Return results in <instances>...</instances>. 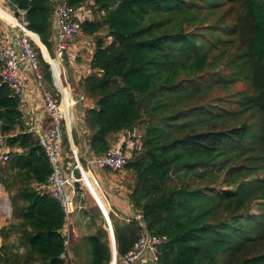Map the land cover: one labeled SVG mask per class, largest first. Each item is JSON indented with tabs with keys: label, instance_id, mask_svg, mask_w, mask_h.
I'll use <instances>...</instances> for the list:
<instances>
[{
	"label": "trees",
	"instance_id": "trees-1",
	"mask_svg": "<svg viewBox=\"0 0 264 264\" xmlns=\"http://www.w3.org/2000/svg\"><path fill=\"white\" fill-rule=\"evenodd\" d=\"M67 1L93 14L83 34L106 32L96 37L91 71L79 83L95 104L84 115L89 149L102 155L117 134L142 126L140 148L131 150L124 169L132 176L130 205L143 224L109 213L117 257L146 231L163 239L159 264H264V0ZM237 1L241 12L221 13ZM8 2L26 12L27 29L39 38L32 46L44 86L53 92L42 59L53 55L49 2ZM238 82L246 88L226 98L252 118L262 116L258 124L225 126L240 113L214 103L215 88ZM27 129L18 99L0 81V131L10 148L8 161L0 162V185L11 206V220L0 229V264H111L94 201L78 213L92 233L71 236L69 260L62 257L65 215L38 189L51 169ZM64 147L70 153L65 135Z\"/></svg>",
	"mask_w": 264,
	"mask_h": 264
},
{
	"label": "built area",
	"instance_id": "built-area-1",
	"mask_svg": "<svg viewBox=\"0 0 264 264\" xmlns=\"http://www.w3.org/2000/svg\"><path fill=\"white\" fill-rule=\"evenodd\" d=\"M48 2L52 10L54 46L52 57L49 56L50 60L44 62L48 64L50 73H53L59 70L67 54L77 43L82 23L86 20L92 21L93 14L85 6L75 8L69 5L67 0ZM4 3H8L14 13L4 8ZM0 7L15 21L13 24L0 18V81L9 89L11 95L18 99L19 111L28 126L27 133L37 141L50 165V174L45 184L39 185L38 189L41 194H48L57 201L63 210L65 223L62 236L66 251L62 257L69 260L67 249L74 232V216L85 208L84 199L77 190L80 180L83 182L82 177L85 178L83 173L92 180L96 171L120 172L124 169L128 156H131V150L140 147H134V144L138 143L132 140L135 137L134 132L125 131L122 133H125L128 142H113L102 155H95L90 149L78 153L77 156L72 155V164L65 165V129L73 125V109L86 95L81 92L77 99L65 98L61 93L45 88L39 68V57L32 46L33 38L25 23L26 12L14 9L8 0H0ZM2 24L6 25L7 31L3 30ZM33 108L39 109L43 116L34 113ZM6 139L0 131V162L9 159L10 151ZM76 172L81 179L76 176ZM104 209L109 217L110 209L105 205ZM106 229L107 232L113 231L110 221ZM162 244L161 237L143 231L129 251L119 257L116 255L114 264H159Z\"/></svg>",
	"mask_w": 264,
	"mask_h": 264
},
{
	"label": "crops",
	"instance_id": "crops-1",
	"mask_svg": "<svg viewBox=\"0 0 264 264\" xmlns=\"http://www.w3.org/2000/svg\"><path fill=\"white\" fill-rule=\"evenodd\" d=\"M87 8V6H85ZM93 20V19H92ZM105 31L100 32L97 35H85L82 32L78 36V41L73 45L69 53L67 54L64 63L59 68V70H55L51 74V86L52 90L58 93H61L65 98L71 97L74 99H77L79 94L81 93V90L79 88V83L89 75L91 68L90 63L92 59V55L95 50V43H96V37H104ZM30 36L33 38L34 41L39 40L38 36L32 32H30ZM36 38V40L34 39ZM108 42L109 39H106ZM52 43L54 46V41L52 37ZM47 55L44 57L43 60L48 62L50 60L51 56L48 52H46ZM52 57V56H51ZM95 107L94 101L90 98H85L82 101H78L73 109V125L70 128L65 129V136L69 144V151L71 156H77V154H81L86 150H89L88 146V130L85 127L84 124V115L85 112L89 109H92ZM32 111L34 113H37L41 116H43L42 112L39 109L33 108ZM83 122V124H81ZM87 133H86V131ZM72 133L75 134L77 139V144H74ZM116 143H122V142H128V139L125 135V133H119L115 136ZM113 143V141H112ZM66 153V152H65ZM69 153H66L65 156V165H71L72 159L69 158ZM131 155V154H130ZM130 157V156H128ZM69 158V159H66ZM85 174V172L83 173ZM112 172L107 170H100L96 171L94 173V179H89L88 176V190H92V194L95 195V197L98 199L100 204L104 207L103 198L105 199L107 206L111 210L112 214L120 219V220H138L139 224L142 225V221L138 214L132 209L129 199H128V190H123L124 192L118 193V194H109V193H101L102 196H100V193L97 191V189H100V185H107L106 183L107 179H110L107 176L112 177ZM113 185V184H112ZM103 187V186H102ZM110 188L112 186L110 185ZM4 200L8 201L9 207L10 202L8 199V194L5 192L4 188L0 185V229L1 227L8 224L10 217L2 215L3 212L6 213V206H2V202ZM3 207V212L1 211ZM11 212V211H10ZM83 222L84 224L80 227V231H78L75 224ZM74 232L73 237H77L78 235H89L92 233V229L87 225L86 220L83 219L82 214H77L74 216ZM105 228V227H104ZM106 229V228H105ZM107 231V229H106ZM81 234H80V233ZM108 233V232H107ZM2 244V240L0 238V247ZM21 251H24V248H20Z\"/></svg>",
	"mask_w": 264,
	"mask_h": 264
},
{
	"label": "rangeland",
	"instance_id": "rangeland-1",
	"mask_svg": "<svg viewBox=\"0 0 264 264\" xmlns=\"http://www.w3.org/2000/svg\"><path fill=\"white\" fill-rule=\"evenodd\" d=\"M3 7L6 8L7 10H9V12L11 13H14L12 11V8L8 5V3H4L3 4ZM229 7H232V9L234 10V12H241L243 10L242 8V2L241 1H237V3L235 4H232V5H226L224 7H222L221 9V13H223L224 11H226L227 9H229ZM87 9H89L87 7ZM205 12V11H204ZM209 15V14H208ZM207 15V16H208ZM226 25H227V28H229L231 25H232V20L231 22H228L227 19L225 21ZM1 27L3 28L4 31H7V27L5 24H2ZM224 30H228V29H224ZM222 38H225V36H222ZM221 65V69H222V74L223 76H228L231 74V69L230 67L227 65L226 63V59L224 58L222 60V63L220 64ZM211 72L207 73L206 74V77H208L210 75ZM247 83V82H246ZM246 88L245 84L243 82H238L237 84L235 85H232L230 86L228 89H225L224 90H220L219 88H215L213 93H212V97L215 96L217 100H214V103L217 104L219 107L225 109L226 111L228 112H233V113H240V115L236 118L237 120L234 121V120H229L228 122L225 123V126H232L234 124H240V123H255V124H258L261 119H262V116L260 115H257L255 116L254 118H252L250 115L252 113V111H247V112H241L243 107L241 106H238L236 103L231 102L229 101L227 98H226V95L227 93H233L235 91H241V90H244ZM142 134V126H138L136 128V130L134 131V135L135 137L133 139H135V142L137 141L138 143L137 144H134V147H140L141 143H140V136ZM9 151H10V148H8ZM125 151V150H124ZM69 153L67 152V150L65 149L64 147V153ZM65 153V154H66ZM126 153V152H125ZM70 154V153H69ZM127 155V153H126ZM130 155V154H129ZM71 157V154L69 155V158ZM69 158H66V159H69ZM130 158V157H129ZM113 175H111L112 177L110 176H107L109 177L110 179H107L106 180V183H108L107 185H100V189H97V191L100 193V196H102V192L105 194L106 192L109 193V194H118V193H121V192H124V190H127L126 188V185L129 184L131 182V179H132V176H130L126 171L125 169H123L122 171L120 172H117V173H112ZM80 179H81V176L79 175ZM113 184V185H112ZM110 185L112 186V188H110ZM79 188H80V191L83 192L82 194V199H85L86 200V204H91L93 203V198L92 196L90 195L86 185H84V183L80 180V183H79ZM103 186V187H102ZM123 187H124V190H123ZM9 199V198H8ZM103 203L105 205V207L107 209H109V207L107 206V203L105 201V199L103 198ZM10 202V201H9ZM95 202V201H94ZM2 206H6V213L3 212V207L1 209V211L3 212L2 215L4 216H9L10 219H11V208L9 207V204H8V201L7 200H4L2 202ZM109 212H111V210H109ZM108 212V213H109ZM112 213V212H111ZM110 221V219H109ZM10 222V220H9ZM75 224V223H74ZM84 223L83 222H79L76 225L78 231H80V227L83 225ZM80 233V232H79ZM81 234V233H80ZM81 237H84V235H78L77 237H73V239H80ZM20 252H23L20 250ZM89 256V255H88ZM82 260H84V257L82 256L81 258ZM87 260H88V257H87Z\"/></svg>",
	"mask_w": 264,
	"mask_h": 264
},
{
	"label": "water",
	"instance_id": "water-1",
	"mask_svg": "<svg viewBox=\"0 0 264 264\" xmlns=\"http://www.w3.org/2000/svg\"><path fill=\"white\" fill-rule=\"evenodd\" d=\"M82 179L85 180V182L87 183L88 185V182L86 181L85 178L82 177ZM86 185V187H87ZM90 190V188H89ZM88 190V191H89ZM92 192V190H90ZM89 191L90 195L92 196L93 200L95 201V203L97 204V206L99 207V209L101 210L102 214H103V217H104V227L107 228L108 224H109V217L108 215L105 213V209L104 207L100 204V202L98 201V199L95 197L94 194H92L91 192ZM108 235H109V239H110V248H111V264H114L115 263V257L117 255V252H116V242H115V236H114V232H108Z\"/></svg>",
	"mask_w": 264,
	"mask_h": 264
},
{
	"label": "bare ground",
	"instance_id": "bare-ground-1",
	"mask_svg": "<svg viewBox=\"0 0 264 264\" xmlns=\"http://www.w3.org/2000/svg\"><path fill=\"white\" fill-rule=\"evenodd\" d=\"M0 18L6 20L9 23L15 24V21H14L13 17L5 9H2L1 7H0ZM83 175H84L86 181L88 182V176H87V174L85 173ZM83 183H84V185H87V183L85 182V180H83ZM88 185H87V188H88Z\"/></svg>",
	"mask_w": 264,
	"mask_h": 264
}]
</instances>
